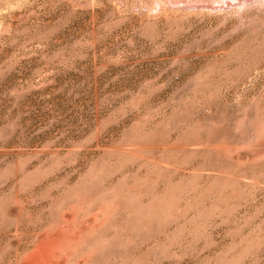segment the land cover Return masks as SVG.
I'll list each match as a JSON object with an SVG mask.
<instances>
[{
	"label": "rangeland",
	"instance_id": "374dc122",
	"mask_svg": "<svg viewBox=\"0 0 264 264\" xmlns=\"http://www.w3.org/2000/svg\"><path fill=\"white\" fill-rule=\"evenodd\" d=\"M0 264H264V0H0Z\"/></svg>",
	"mask_w": 264,
	"mask_h": 264
}]
</instances>
